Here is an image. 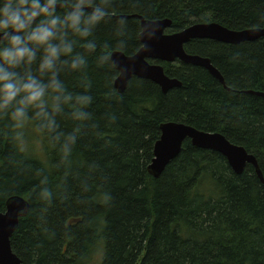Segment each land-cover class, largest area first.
Returning a JSON list of instances; mask_svg holds the SVG:
<instances>
[{
    "label": "trees",
    "instance_id": "obj_1",
    "mask_svg": "<svg viewBox=\"0 0 264 264\" xmlns=\"http://www.w3.org/2000/svg\"><path fill=\"white\" fill-rule=\"evenodd\" d=\"M113 9L97 27L98 49L89 56L91 118L74 120L70 106L57 117L63 133L80 128L68 161L61 163L58 149L33 124L21 146L0 121V212L14 195L29 203L10 238L13 252L22 264H86L100 249L101 264H264V184L251 164L237 174L223 155L187 139L160 176L148 171L160 125L175 121L243 146L264 178V98L249 92L264 93V36L185 45L210 59L228 89L206 69L177 61L158 63L181 86L163 93L151 80L133 77L119 92L115 71L96 63L120 39L128 42L125 55L139 50L138 16L169 18L168 32L210 21L235 30L264 28V0H114ZM121 17L128 19L123 37L117 35ZM61 79L71 92L84 91L79 73L64 71ZM33 136L43 156L28 144ZM43 176L53 191L50 204L36 195Z\"/></svg>",
    "mask_w": 264,
    "mask_h": 264
},
{
    "label": "clouds",
    "instance_id": "obj_2",
    "mask_svg": "<svg viewBox=\"0 0 264 264\" xmlns=\"http://www.w3.org/2000/svg\"><path fill=\"white\" fill-rule=\"evenodd\" d=\"M113 4L114 0H0V121L11 128L15 143H26L24 130L33 124L51 147L58 149L61 163L69 160L80 128L63 133L57 117L70 106L74 120L91 118L86 111L93 102L89 94L92 81L87 75L89 56L98 49L97 27L116 14ZM117 24V35L123 37L127 17ZM159 32L153 19L141 26L139 53L151 52ZM127 47V40L120 39L116 51ZM113 55L114 50L105 46L96 56L97 66H108L117 77L122 76L125 70ZM64 71L79 73L84 91L71 92L61 79ZM36 195L43 203H51L53 191L46 176L41 178Z\"/></svg>",
    "mask_w": 264,
    "mask_h": 264
},
{
    "label": "water",
    "instance_id": "obj_3",
    "mask_svg": "<svg viewBox=\"0 0 264 264\" xmlns=\"http://www.w3.org/2000/svg\"><path fill=\"white\" fill-rule=\"evenodd\" d=\"M140 26L149 19L138 16ZM160 26L157 39L152 42L149 54L139 53L125 55L114 51L113 59L125 70L124 75L116 77L114 87L123 92L133 77L148 79L156 83L163 93L181 86L179 79L170 77L158 62L173 63L181 61L185 64L206 69L226 89L224 78L210 59L187 52L185 45L194 39H211L223 43L238 44L245 41H255L264 36V28H246L235 30L227 28L218 22H197L177 32H167L172 21L169 18L154 19ZM264 98L261 91H249ZM161 135L155 142L153 158L148 165V171L155 178L160 176L166 166L180 153L185 140H190L194 147L212 150L223 155L233 172L240 174L247 164H251L264 184L262 171L256 157L243 146L233 144L218 132L204 131L189 124L175 121L164 122L160 125ZM24 209V211H21ZM29 203L21 196L14 195L6 200L5 210L0 212V264H22L13 252L10 238L17 228L19 219L25 216Z\"/></svg>",
    "mask_w": 264,
    "mask_h": 264
},
{
    "label": "rangeland",
    "instance_id": "obj_4",
    "mask_svg": "<svg viewBox=\"0 0 264 264\" xmlns=\"http://www.w3.org/2000/svg\"><path fill=\"white\" fill-rule=\"evenodd\" d=\"M28 144L31 146V149L35 154L37 153L38 155H44L42 144L36 136H33L32 139L28 141ZM102 256V250H96L94 253H91L89 258H87L86 264H101Z\"/></svg>",
    "mask_w": 264,
    "mask_h": 264
},
{
    "label": "bare ground",
    "instance_id": "obj_5",
    "mask_svg": "<svg viewBox=\"0 0 264 264\" xmlns=\"http://www.w3.org/2000/svg\"><path fill=\"white\" fill-rule=\"evenodd\" d=\"M161 131V130H160ZM160 138V137H159ZM226 138V137H225ZM227 139V138H226ZM230 142V141H229ZM226 159V158H225ZM227 161V160H226ZM151 163V162H150ZM230 167V166H229ZM12 197V196H11ZM25 199V198H24Z\"/></svg>",
    "mask_w": 264,
    "mask_h": 264
},
{
    "label": "flooded vegetation",
    "instance_id": "obj_6",
    "mask_svg": "<svg viewBox=\"0 0 264 264\" xmlns=\"http://www.w3.org/2000/svg\"><path fill=\"white\" fill-rule=\"evenodd\" d=\"M177 62V61H176ZM181 62V61H180ZM173 63H175V62H173Z\"/></svg>",
    "mask_w": 264,
    "mask_h": 264
}]
</instances>
